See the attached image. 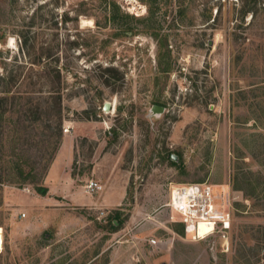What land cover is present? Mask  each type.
Masks as SVG:
<instances>
[{"label":"rangeland","instance_id":"374dc122","mask_svg":"<svg viewBox=\"0 0 264 264\" xmlns=\"http://www.w3.org/2000/svg\"><path fill=\"white\" fill-rule=\"evenodd\" d=\"M109 1L135 19L152 5L157 37L136 20L135 35L116 36ZM0 35V75L20 73L12 90L41 106L37 137L23 146L29 180L14 166L25 143L11 126L3 134L0 264H264V0H0ZM52 88L70 128L62 135L76 144L71 173L92 206L35 195L48 170L40 133ZM96 176L103 190L91 195L84 185ZM242 176L255 188L236 190ZM191 183L221 195L225 233L185 234L167 203L172 187ZM104 192L106 209L96 206ZM114 211L122 225L112 232Z\"/></svg>","mask_w":264,"mask_h":264},{"label":"trees","instance_id":"16d2710c","mask_svg":"<svg viewBox=\"0 0 264 264\" xmlns=\"http://www.w3.org/2000/svg\"><path fill=\"white\" fill-rule=\"evenodd\" d=\"M107 1V0H104ZM154 0H148V3L153 2ZM110 6L109 11L105 12L104 19L107 21H110L113 24V28L116 29L117 34L116 36H122L126 35L125 33L130 32L132 35L136 34V31L132 29V27H129L131 25L132 20H136L140 24H144L145 29L144 30H151L150 35H152L154 38L157 37V34H155L154 27L152 26V23L149 24V22L152 21V18L154 16V11L152 9V5L149 4V14L143 18H137L133 17L132 15H128L126 13H123L120 11V9L117 7V5L109 1L108 2ZM106 11L105 9H101V11ZM147 23V24H146ZM1 39V35H0ZM27 44L26 41L23 40V44L21 45L22 49L26 48ZM1 54V53H0ZM2 61V60H1ZM42 59L39 58L34 63L39 66V72L43 74V70H47V67L42 65ZM2 64L5 65L4 61H2ZM106 71L113 73V69H107ZM17 77H14L13 75L10 76H4L0 75V160L3 158V150H4V144H3V134L5 133V128H8L11 126L10 132L12 133V139L13 141L20 140L22 141L23 145L20 146H14L15 150H18V152H15L13 154L17 161L14 162L15 169L17 173L24 174L22 177V180H29L30 175L32 173V169H28L26 171V167L29 166L28 159L26 158L25 154L28 150L29 144L27 142L29 140H34L37 137L36 128L37 123L40 118V114L38 112L39 106L36 104L34 107L30 103V99L26 100L25 102H21L23 99H26L25 96L31 95L30 91H23L22 93L19 91L14 92L12 90V85H14V82H17V87L21 85L25 81L24 77L23 79H20L21 74L18 73ZM44 75V74H43ZM21 81H18V80ZM19 89V88H18ZM55 88L49 89L51 91L48 92V95L46 99L44 100V109H43V130L40 134H42L41 138V145L44 147L43 151V157L47 156L46 159V169H48L49 165L51 164L56 151L58 150V147L60 145V142L62 140V130L64 126V118H63V107H62V97H61V88H56L57 90H54ZM57 94V95H56ZM25 95V96H24ZM156 104H159L161 106H165L163 103L155 102ZM15 107H19V109L14 110ZM84 115L86 114V119H89V115L93 114L96 116V113H90V111L85 110L83 111ZM10 114H14V118L9 117ZM6 116V117H5ZM21 133V134H20ZM38 134V136L40 135ZM28 145L27 149H25L23 146ZM30 150V148H29ZM169 161L171 164H175L176 161H173L172 158H169ZM26 164V165H25ZM237 181V180H236ZM240 183L236 182V190L242 191L245 188L247 189H254L255 187L251 186L250 183L247 181L246 177L242 176L240 179ZM31 184H33L32 181H30ZM244 183V186L242 187V184ZM250 189V190H251ZM35 190L38 194H45L46 188L43 186H35ZM249 195V192L247 193ZM107 227L113 232L116 231L119 227L122 225V220L120 219V212L114 211L113 215L109 216L107 220ZM182 225V224H181ZM183 227V225H182ZM182 232V231H181Z\"/></svg>","mask_w":264,"mask_h":264},{"label":"built area","instance_id":"2783aa9c","mask_svg":"<svg viewBox=\"0 0 264 264\" xmlns=\"http://www.w3.org/2000/svg\"><path fill=\"white\" fill-rule=\"evenodd\" d=\"M63 132L69 133V126H63ZM28 191L27 189H23ZM84 190L93 195L101 192L103 186L94 180H88ZM212 185L182 184L172 187L169 193L167 207L178 216L186 235L192 240L205 239L215 234H223L230 228V212H224L219 207L217 199L221 197ZM24 214H22V217ZM200 225L207 227V231L200 235ZM154 245L155 241L150 240Z\"/></svg>","mask_w":264,"mask_h":264},{"label":"crops","instance_id":"0c3cea01","mask_svg":"<svg viewBox=\"0 0 264 264\" xmlns=\"http://www.w3.org/2000/svg\"><path fill=\"white\" fill-rule=\"evenodd\" d=\"M71 135L72 132L70 135H63L58 150L56 151V154L43 178V187L46 188L45 194L41 195L35 193V195L40 199L48 197V202H50V199L60 198L62 201L67 200L77 206H92V201L83 199L82 190L79 187L77 188V183L81 182L80 179L82 176H78V174L74 176L71 173L72 169H70V165L74 154V147L76 145L74 139L72 140V137H70ZM95 173V170H93L92 174L95 175ZM94 181L101 183L97 176ZM24 192L29 193L30 191L28 190ZM111 196L112 195L109 193H100L98 200L96 201V206H104L106 209L107 206L112 203ZM93 206L95 207V204ZM41 209L42 208L38 210L42 212ZM33 224L34 223L30 222V228L33 227ZM37 226H41V224Z\"/></svg>","mask_w":264,"mask_h":264},{"label":"water","instance_id":"95a60500","mask_svg":"<svg viewBox=\"0 0 264 264\" xmlns=\"http://www.w3.org/2000/svg\"><path fill=\"white\" fill-rule=\"evenodd\" d=\"M103 111H109L110 109V104L109 103H104L103 105ZM163 111V108L160 107V106H152L151 108V112L154 113V114H158V113H161ZM172 160L174 159L175 160V157L174 156H171Z\"/></svg>","mask_w":264,"mask_h":264},{"label":"bare ground","instance_id":"6f19581e","mask_svg":"<svg viewBox=\"0 0 264 264\" xmlns=\"http://www.w3.org/2000/svg\"><path fill=\"white\" fill-rule=\"evenodd\" d=\"M207 227H205L204 225H200V228H199V233L200 235H202L203 233H205L207 231ZM1 232H2V229L0 228V250L2 249V238H1Z\"/></svg>","mask_w":264,"mask_h":264}]
</instances>
